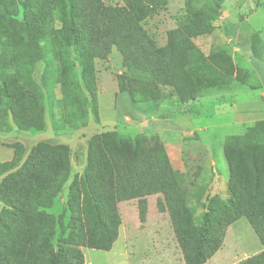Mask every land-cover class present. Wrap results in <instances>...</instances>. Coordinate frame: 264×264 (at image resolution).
I'll return each instance as SVG.
<instances>
[{
	"label": "trees",
	"instance_id": "16d2710c",
	"mask_svg": "<svg viewBox=\"0 0 264 264\" xmlns=\"http://www.w3.org/2000/svg\"><path fill=\"white\" fill-rule=\"evenodd\" d=\"M122 1L124 6L116 7L104 0H0L1 132L15 127L46 132L48 116L56 132L87 126L91 113L98 115L94 59L106 57L113 46L124 68L117 75L119 90L134 103L146 104L142 112L148 116L160 112L163 100L186 115L182 106L188 101L247 86V75L234 68L224 47L211 56L199 50L188 22L168 31L166 45H157L142 21L164 0ZM252 48L264 63L256 38ZM165 86L171 88L166 95ZM7 145L14 155L0 162V264H85L81 238L90 248L110 250L121 225L118 203L137 200L144 217L147 196L154 194L170 213L186 264H205L221 247L217 232L222 223L243 216L264 247V119L225 138L227 209H218L222 216L214 214L201 225L175 185L164 143L154 135L94 134L85 174L68 188L69 145L40 141L24 162V143ZM62 193L67 199L56 217L48 209ZM236 264H264V249Z\"/></svg>",
	"mask_w": 264,
	"mask_h": 264
},
{
	"label": "rangeland",
	"instance_id": "374dc122",
	"mask_svg": "<svg viewBox=\"0 0 264 264\" xmlns=\"http://www.w3.org/2000/svg\"><path fill=\"white\" fill-rule=\"evenodd\" d=\"M104 3L107 6H124L122 0H104ZM21 12L18 17H21ZM184 22H188L196 34L194 44L204 55L211 56L219 46L224 47L233 58L234 68L247 75L253 88H260L257 77L253 78L258 68L241 63L237 56L240 42H253L255 38L264 49V0H164L142 21L150 36L161 47L167 43L168 31L179 28ZM93 67L98 115L92 112L89 124L78 130L54 131L59 137L55 140L70 143L71 158L76 168V173L70 177L65 188L75 177L85 174L87 157L82 174L77 172V166L80 167V158L88 155L90 138L94 134L117 131L134 138L145 133L160 138L164 143L175 174V185L192 208L194 222L201 225L214 214L222 216L221 212L216 211L225 212L227 209L225 204L229 197L230 176L224 141L228 135H238L248 128L222 123L231 117L233 109H240L237 102L260 97L262 90H240L237 99L222 102V109L218 108V100L205 105L201 101L197 103L196 98L183 104L186 115L177 114V108L172 107L170 101L163 100L160 112L148 116L142 112L146 104L134 103L129 93L119 90L117 75L123 73L124 68L122 56L115 46L106 57H96ZM41 70L42 65L39 64L35 73L37 82L41 81ZM170 90L169 86L163 87L165 95ZM57 112L60 113L59 110ZM169 115L171 117H166ZM47 120L48 127L53 129L49 116ZM11 133L17 138H24L26 133L35 138V134L16 127ZM9 136V133L4 135V143H8ZM25 141L31 144L29 139L25 138ZM27 156L25 154L22 162ZM66 199L67 194L62 193L48 212L57 217ZM159 199L158 194L147 196L144 217L140 214L137 200L125 199L118 203L121 217L118 237L122 238L117 241L116 247L122 245L123 239L126 241L132 264H186L170 213L161 209ZM3 208L4 203L0 201V214ZM69 218L70 212L66 222ZM217 233L222 239L221 247L205 264H236L264 249L248 217L243 216L231 224L222 223ZM86 247L87 239L83 236L80 241L83 253ZM110 259L115 264H126L118 255Z\"/></svg>",
	"mask_w": 264,
	"mask_h": 264
},
{
	"label": "crops",
	"instance_id": "0c3cea01",
	"mask_svg": "<svg viewBox=\"0 0 264 264\" xmlns=\"http://www.w3.org/2000/svg\"><path fill=\"white\" fill-rule=\"evenodd\" d=\"M237 57L238 59L241 60V63L244 64L246 62V63H249L250 65H253V66L255 65V67L258 68L254 72L253 78L256 79L257 77V82L260 88L258 86L256 87L258 89L253 88L250 82H248L247 86L243 88L235 89L233 91L226 92V93H210V94L199 97L197 99L198 101L196 100V102L199 103L201 101L203 104L208 105L214 102L215 100L216 101L218 100V108L222 109V107L224 106L222 102L225 99L226 100H229V99L233 100L235 98L237 99V96H238L237 93L240 90H243V89L260 90L261 89L262 91L260 92V97L250 99L248 101L241 102V103L236 101L238 106H240V109L237 111H233L234 110L233 109L231 111V114H232L231 117L222 123V125H238L240 127L241 125H243L245 126V128L247 127L249 128V127L254 126L257 121L264 119V63L254 56L253 49H252V42H240V45L238 47ZM232 100H229V101L231 102ZM50 128L51 127H48V130L46 132L35 134V138L30 136V134L28 133L24 134V138L14 137L13 134L11 133L12 131H14V129L6 133L0 131V150H1L0 162L12 159L14 155V151H13V148L8 146L7 144H10L16 141H21L24 143L26 150H27L26 154H28V151L34 146V144H37L40 141H45V142H49L52 144H66V145H69L71 148V145L69 142H65L62 140H55V138H57L58 136L54 134V130L52 128H51L52 129V132H51ZM247 129H245L241 133H245ZM8 133L10 135L9 136L10 139L7 140L8 143H4L5 141L4 135ZM25 138L31 141L30 145L26 144ZM84 157L85 158H83L82 156V158H80V167L77 166V172H79L80 174H82V169L86 163L87 156H84ZM71 164H72V175H74L76 168L74 167L73 158H71ZM120 238L122 237L120 236L117 238V240L114 242L110 250H100V249H94L90 247L84 248L85 264H115L114 262H111L110 258L115 259L117 255L122 261L125 260L126 264H132L131 258H130V255L127 249L126 241L123 239L122 245L116 247L117 241ZM125 261L123 262L125 263Z\"/></svg>",
	"mask_w": 264,
	"mask_h": 264
}]
</instances>
